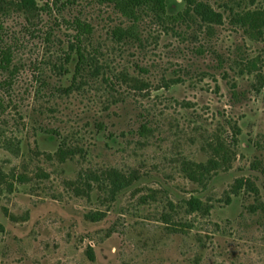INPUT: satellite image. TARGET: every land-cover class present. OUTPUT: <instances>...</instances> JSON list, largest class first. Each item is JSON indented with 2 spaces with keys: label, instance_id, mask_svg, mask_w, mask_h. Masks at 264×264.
I'll use <instances>...</instances> for the list:
<instances>
[{
  "label": "rangeland",
  "instance_id": "374dc122",
  "mask_svg": "<svg viewBox=\"0 0 264 264\" xmlns=\"http://www.w3.org/2000/svg\"><path fill=\"white\" fill-rule=\"evenodd\" d=\"M194 1L0 0V264H264V0Z\"/></svg>",
  "mask_w": 264,
  "mask_h": 264
},
{
  "label": "trees",
  "instance_id": "16d2710c",
  "mask_svg": "<svg viewBox=\"0 0 264 264\" xmlns=\"http://www.w3.org/2000/svg\"><path fill=\"white\" fill-rule=\"evenodd\" d=\"M34 6L33 0H28ZM105 3H108L113 6L114 10L120 13L125 19L130 22V25L126 28L116 27L112 30L111 36L117 42H126V41H136L140 42V32L139 24L142 21L145 15H150L155 20L160 23H163L167 26H178L183 24H192L203 23L206 25V29L210 35L214 32V24H219L221 22V14L215 12L212 7L208 4L202 2H195L194 0H183L185 2V7L182 11L178 12L175 15H170L167 12V5L165 0H103ZM239 22H242L241 19H238ZM75 29L77 30V35L75 36L77 44L81 43L82 36H89L93 32L91 25L84 23L80 20L73 22ZM0 58V69L7 70L11 60L12 55L9 50H1ZM83 55H81V60ZM51 133L57 134L56 131H50ZM148 132L146 126H141L140 134L145 135ZM257 163V164H256ZM255 165H252L255 169L260 167V162H254ZM242 182V181H241ZM251 192H255L257 189L250 187ZM187 205L188 213L201 212L202 214H209L210 207H205L204 203L197 198H192L187 202H184Z\"/></svg>",
  "mask_w": 264,
  "mask_h": 264
}]
</instances>
